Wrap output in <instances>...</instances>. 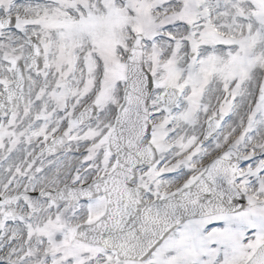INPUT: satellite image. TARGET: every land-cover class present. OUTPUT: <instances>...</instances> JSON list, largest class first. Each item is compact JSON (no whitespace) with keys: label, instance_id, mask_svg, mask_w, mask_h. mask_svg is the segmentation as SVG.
Here are the masks:
<instances>
[{"label":"snow or ice","instance_id":"snow-or-ice-1","mask_svg":"<svg viewBox=\"0 0 264 264\" xmlns=\"http://www.w3.org/2000/svg\"><path fill=\"white\" fill-rule=\"evenodd\" d=\"M0 264H264V0H0Z\"/></svg>","mask_w":264,"mask_h":264}]
</instances>
